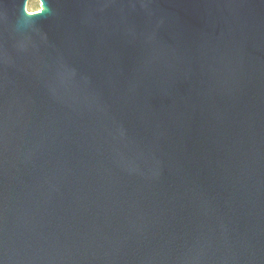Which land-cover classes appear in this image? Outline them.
I'll list each match as a JSON object with an SVG mask.
<instances>
[{"label":"water","instance_id":"water-1","mask_svg":"<svg viewBox=\"0 0 264 264\" xmlns=\"http://www.w3.org/2000/svg\"><path fill=\"white\" fill-rule=\"evenodd\" d=\"M0 0V264H264V0Z\"/></svg>","mask_w":264,"mask_h":264},{"label":"trees","instance_id":"trees-1","mask_svg":"<svg viewBox=\"0 0 264 264\" xmlns=\"http://www.w3.org/2000/svg\"><path fill=\"white\" fill-rule=\"evenodd\" d=\"M26 9H28V11H36L39 9V3L35 0H28Z\"/></svg>","mask_w":264,"mask_h":264},{"label":"rangeland","instance_id":"rangeland-1","mask_svg":"<svg viewBox=\"0 0 264 264\" xmlns=\"http://www.w3.org/2000/svg\"><path fill=\"white\" fill-rule=\"evenodd\" d=\"M35 1H37L38 2V0H35ZM39 3V2H38ZM28 10V9H27Z\"/></svg>","mask_w":264,"mask_h":264}]
</instances>
